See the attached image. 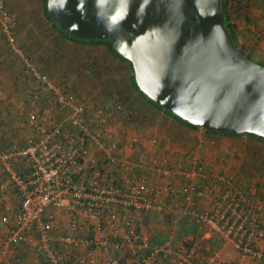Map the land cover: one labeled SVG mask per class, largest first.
I'll return each instance as SVG.
<instances>
[{"label": "built area", "instance_id": "1", "mask_svg": "<svg viewBox=\"0 0 264 264\" xmlns=\"http://www.w3.org/2000/svg\"><path fill=\"white\" fill-rule=\"evenodd\" d=\"M17 26V15L0 0V29L13 48ZM16 51L23 55L20 50ZM26 72L53 92L56 105L68 113L66 121L70 124V131H62L60 126L50 131L45 123L53 120L54 111L48 108L41 114L30 116L31 123L40 134L39 140L31 139L27 147L14 145L8 152L0 149V161L9 175L8 181L1 186L5 189L9 185H16L20 192L19 211L13 212L11 208L6 207L1 218L8 228L5 233V245L0 251V264H20V260L13 255L12 247L31 245L36 241V234L40 236L42 249L50 263L61 264L60 253L51 244L50 234L56 221V214L50 211L52 209L69 212L72 217V230L76 231L80 227L91 228L97 236L58 237L65 257H69L74 249H85L87 254L80 257L77 264H121L119 259L105 258L98 262L93 255L95 248L105 246L111 249L116 246L115 242L107 239L106 221H109L114 234L124 230L123 243L120 246L122 249L144 250L147 235L143 230L136 229V221L143 213L163 211L164 202L179 194L190 199L214 202L215 210L212 216L194 211H188L186 215L195 216L199 222L213 228L224 240L235 242L244 256H261L249 240L257 236L264 237V230H260L256 218L259 214H264V204L257 202L250 194H244L233 183L225 186V180L221 177L216 180L222 182L220 184H223L224 188L218 194L196 188V183H193L195 179L213 178L198 162H195L190 170L176 168L175 172L181 174L186 182L182 186L160 181L161 177L170 175L172 171L163 168L156 158L147 165L148 171L157 174L156 177H124L119 184L110 185H105L100 179L88 177L86 159L90 149L95 146L107 151L111 164L119 169L123 168V163L118 157L120 143L110 140L114 136V122L118 113L128 116L132 112L123 105L108 110L84 101L73 92L66 93L29 60L26 61ZM133 141L138 143L139 139L136 137ZM14 158L25 161L30 168L28 177L22 178L15 173L11 164ZM230 211H235L233 214L238 213V219L232 225L227 222V214ZM219 221L223 222V226ZM220 257L216 252L208 259V264H216ZM136 264L196 262L193 252L177 250L170 241H166L154 246L148 253L138 256Z\"/></svg>", "mask_w": 264, "mask_h": 264}, {"label": "crops", "instance_id": "2", "mask_svg": "<svg viewBox=\"0 0 264 264\" xmlns=\"http://www.w3.org/2000/svg\"><path fill=\"white\" fill-rule=\"evenodd\" d=\"M6 6L8 7L7 4ZM251 7L252 9L249 14L250 26L254 24L255 31H263L264 33V0H251ZM254 29L252 30L254 31ZM23 37V30L19 28L18 22L17 30L15 31L16 43L14 49L0 29L1 150L8 152L14 145L27 147L31 139L39 140L40 134L37 132L36 126L31 123L30 116L31 114H41L48 110V108H52L54 111L53 120L50 123H45L50 131H53L58 126H60L62 131H70V124L66 121L68 113L66 110L59 109L56 105L53 92L48 90L36 78L27 74L26 61L29 60L42 74H47L50 80L54 82V85L62 88L66 93L73 92L84 101L102 106L108 110H113L114 107L123 105L132 112L128 116L118 113L117 119L114 122V140H110L120 143L118 157L119 161L123 163V168L119 169L118 166L111 164L107 151L99 146H95L90 149L89 156L86 159V175L88 177L100 179L105 185L119 184L124 177L129 178L141 175L156 177L157 174L154 175L147 168L148 163L156 158L161 162L163 168L172 171L170 175L161 177L160 181L162 183H171L176 186L184 185L186 182L181 174L175 172L176 168L177 170L179 168L190 170L194 167V163L198 162L213 178L209 180H203L202 178L201 180L195 179L193 183H196V188L206 189L214 194H218L224 188V185L227 186V184L233 183L243 191V187L239 186L240 183H238L236 176L232 174L230 169L227 168L225 171H217L211 169L212 167L209 168L210 166L208 167L206 162H204L206 143H204L203 135L209 138L213 134H207L203 130H195L183 124L181 125L172 116L151 104L140 92L134 89V91H126L127 94L123 92L124 96H128V100L124 99L121 101L115 98L116 100L114 99L112 102H106L107 100L105 101L102 97L99 101L100 97L96 96L97 94L89 95L93 90L90 85L91 81L86 78L81 81H77L78 78L76 80L73 78L70 89L67 84L56 83L49 73L43 72L32 61V58H30L31 55H28L30 46L27 44L28 42H25ZM16 50L23 52V55H20ZM41 53L42 49H40L39 55ZM112 83H116V81ZM112 89L115 91V84H112L111 91ZM102 93L103 91L98 92L100 96H102ZM115 95L117 93L111 94L112 97H115ZM133 112L135 113L134 115ZM136 137L139 139L138 143H134L133 141ZM211 139L213 138L209 140ZM217 139H220V137ZM0 164H2V172L0 173V197L5 201L1 205L2 207L0 206L1 251L5 245V233L8 228L1 221L4 215L2 208L9 207L13 212H18L20 208V192L16 185H9L5 189L2 188L1 185L8 181V175L2 177V173L6 169L1 161ZM11 164L15 173H18L22 178L28 177L30 174V168L25 164L23 159L14 158ZM118 165L120 166V164ZM142 166L143 168H141ZM217 177L225 180L224 185L220 184L222 182L216 180ZM257 186L251 182L248 188L250 189L249 194L257 202L264 204V200L258 197L259 187ZM15 198H18L16 199L17 205L12 207L10 203L15 201ZM214 210L215 204L211 201L196 198L190 199L183 194L169 198L164 202L163 211L143 213L136 221V229L143 230L142 232L147 235L148 240L145 242L144 250H138L136 248L122 249L120 246L123 243L124 230L120 231L119 234H114L107 220V239L115 242L116 246L111 249L105 246L95 248L93 255L96 256L98 262H102L103 259L107 258L119 259L121 264H136V258L138 256L148 253L158 244L170 241L177 250L193 252L196 264H208V259L216 252L221 256L216 264H264V237L257 236L249 240L255 250L261 253L260 257L253 258L252 256H244L236 247L235 242L232 240H224L213 228L202 224L195 216L186 215L188 211H194L199 214L212 216ZM50 211L56 214V221L50 234L51 244L60 253L62 258L61 264H77L78 259L87 254L86 250L74 249L71 251L69 257H65L57 238L62 235L97 238L95 230L80 227L74 231L71 227L72 217L68 211L56 209ZM234 212L230 211L227 214V222L230 225L234 224L238 219V213L233 214ZM166 215L168 217L172 216L171 223L168 228L163 229V235L157 236V238L148 226H150V223L155 217H164ZM256 218L259 222L260 230H264V214H259ZM219 224L223 226V222L219 221ZM199 233H202L203 238L207 239L208 243L211 244L212 250L209 254L202 255L196 251V245L193 247V245L187 244L190 235H198ZM42 246L40 236L36 234V241L34 243L31 245L24 244L12 247V251L14 252V257L19 260L21 259V264H51Z\"/></svg>", "mask_w": 264, "mask_h": 264}, {"label": "water", "instance_id": "3", "mask_svg": "<svg viewBox=\"0 0 264 264\" xmlns=\"http://www.w3.org/2000/svg\"><path fill=\"white\" fill-rule=\"evenodd\" d=\"M223 0H48L60 30L110 41L139 90L201 130L264 139V65L239 51Z\"/></svg>", "mask_w": 264, "mask_h": 264}, {"label": "rangeland", "instance_id": "4", "mask_svg": "<svg viewBox=\"0 0 264 264\" xmlns=\"http://www.w3.org/2000/svg\"><path fill=\"white\" fill-rule=\"evenodd\" d=\"M4 1L18 17L19 28H22L24 34L23 39L30 46L28 55H31L32 61L43 72L49 73L56 83L67 84L70 89L73 78L75 80L78 78L77 81L86 78L93 84L90 83L93 91L89 95L97 94L96 96L100 97L99 101L102 97L107 100L106 102H112L115 98L121 101L128 100V96H124L123 92L127 94L126 91L136 90L132 86L131 77L134 71L130 64L116 57L106 44L77 43L64 38L46 18L43 10L44 0ZM237 25L240 30L237 34L239 47L244 49L252 61L264 65L263 31H255V25L250 26L244 19L237 21ZM40 49L42 53L39 55ZM112 80L116 83H112ZM112 84L116 85V92L114 89L111 91ZM97 91H103L102 96ZM114 92L117 95L112 97L111 94H115ZM218 137L220 139H217ZM210 138L213 139L209 140ZM203 139L206 143L204 155L206 165L217 171L230 169L238 183L251 180L259 187L258 197L264 200V141L247 134L239 137L217 134L210 135L209 138L203 135ZM16 199L18 198L10 203L12 207L17 205ZM4 202L0 197V206ZM171 220L172 216L168 215L155 217L148 227L156 237L161 236L163 229L169 227ZM187 244L193 247L196 245V251L202 255L209 254L212 250L211 244L203 238L202 233L190 235Z\"/></svg>", "mask_w": 264, "mask_h": 264}, {"label": "trees", "instance_id": "5", "mask_svg": "<svg viewBox=\"0 0 264 264\" xmlns=\"http://www.w3.org/2000/svg\"><path fill=\"white\" fill-rule=\"evenodd\" d=\"M47 2L48 0H44V5H43V10H44V13H45V16L46 18L52 22L54 28L64 36V38L68 39V40H71V41H74V42H77V43H93V44H106L110 49L111 51L114 53V55L118 58H120L121 60L127 62L128 64H130L132 70H133V67H132V64L130 62H128L126 59H124L123 57H121L113 48V45L110 41H90V42H87V41H82V40H79V39H76L74 37H71L69 36L68 34H66L65 32H63L62 30H60L58 28V26L54 23V21L52 20L51 16L49 15L48 13V9H47ZM222 8H223V12H224V16H225V25H226V28L227 30L229 31V33L231 34L237 48L239 49L240 52H242L243 54L246 55L244 49L240 48L239 45H238V32L240 31L239 28H238V25H237V21H240L241 19H244L246 20V22L249 24V21H250V12H251V0H223V3H222ZM259 28V27H257ZM240 33V32H239ZM248 57V55H246ZM249 58V57H248ZM250 60H252L251 58H249ZM262 65V64H261ZM134 71V70H133ZM131 80H132V86L138 91L140 92V94L142 96H144L151 104L155 105L156 107H158L159 109L163 110L161 107H159L158 105H156L153 101L149 100L138 88L137 84H136V81H135V76L133 75L131 77ZM164 111V110H163ZM166 112L167 114H170L172 116H174L177 120H179L181 123H183L184 125H186L187 127H190L192 129H195V130H199V128L191 125V124H188L186 122H184L183 120H181L180 118H178L177 116L167 112V111H164ZM207 134H213V135H217V134H221V135H230V136H235V137H239V136H242L243 134H232V133H220V132H211V131H205ZM247 135H250L254 138H257L259 140H262L264 141L263 138L261 137H257V136H254L252 134H247ZM8 175L6 171H3L2 173V177L3 176H6ZM8 178H9V175H8ZM251 183V180L248 179L247 182H244V183H240V187H243V193L246 194V195H249V192H250V189L249 188V185Z\"/></svg>", "mask_w": 264, "mask_h": 264}]
</instances>
